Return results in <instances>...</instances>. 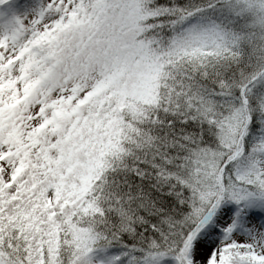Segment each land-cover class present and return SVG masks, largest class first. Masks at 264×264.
Instances as JSON below:
<instances>
[{
  "label": "snow or ice",
  "instance_id": "obj_1",
  "mask_svg": "<svg viewBox=\"0 0 264 264\" xmlns=\"http://www.w3.org/2000/svg\"><path fill=\"white\" fill-rule=\"evenodd\" d=\"M0 264H264V0H0Z\"/></svg>",
  "mask_w": 264,
  "mask_h": 264
}]
</instances>
